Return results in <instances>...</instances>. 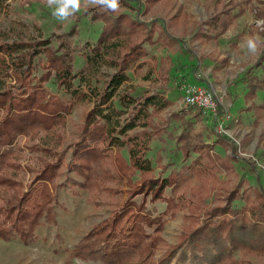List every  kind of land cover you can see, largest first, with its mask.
<instances>
[{
	"label": "trees",
	"instance_id": "trees-1",
	"mask_svg": "<svg viewBox=\"0 0 264 264\" xmlns=\"http://www.w3.org/2000/svg\"><path fill=\"white\" fill-rule=\"evenodd\" d=\"M6 1L0 0V10ZM131 2L120 0L118 12L104 11L99 6L84 8L82 14L88 16L89 22L100 21L102 25L94 42L85 41L79 46L72 43V37L78 34V19L64 34L33 41L8 42L0 32V240H17L26 245L34 241L38 226L55 222L54 190L60 186L57 180L63 173L60 161L52 163L49 157L62 137L65 117L75 106L89 101L91 106L83 114L77 140L72 143L75 162L69 169L81 179L75 183L96 204L104 195H121V189L113 191L107 185L109 180L118 178L114 160L129 186L121 210H113L107 218L93 224L68 251L63 264H74V259L101 264H238L232 257L235 250L264 253V193L258 187L255 200L247 194L241 198L243 206L232 207V202L240 199L237 192L244 184L239 176L229 190L222 189L225 195L220 203H205L209 175H213L214 182L220 180L217 175L221 173L229 174V179L237 177L233 164L239 156L228 138L216 134L212 143L200 139L182 143L180 136L179 147L185 155L192 148L197 156L184 171L180 168L171 169L165 176L154 174L146 152L150 131L156 134L161 130L156 129L152 116L169 102L159 92L132 95L129 90H119L131 79L130 71L144 69L146 79L156 71L161 83L166 84L169 58L149 55L146 45L174 48L179 40L166 33L157 21L147 28ZM232 10L233 7L211 19L212 28L217 27L218 33L240 14ZM210 36L214 38L216 34ZM75 51H80L84 60L77 71ZM164 62L168 65L164 66ZM256 65L264 72V53ZM103 67L112 72L102 73ZM93 77L98 85L91 83ZM8 79L13 83H7ZM50 81L65 93L66 99L47 89L45 84ZM243 83L247 88L244 100H252L257 90L264 89V75L244 77ZM253 106L264 114V102ZM189 111L190 108L183 109L180 116ZM20 135L25 137L22 145ZM215 145L227 151L223 157L214 151ZM121 149L126 150L127 159L119 153ZM159 160L157 156L156 161ZM137 175L138 180H133ZM195 176L202 184L188 190L187 197L182 196L181 189ZM156 202L165 204L158 215L153 214L154 208L147 207ZM184 207L188 216L177 243L167 244L160 236L164 215L172 217ZM200 214L203 217L199 219Z\"/></svg>",
	"mask_w": 264,
	"mask_h": 264
},
{
	"label": "rangeland",
	"instance_id": "rangeland-1",
	"mask_svg": "<svg viewBox=\"0 0 264 264\" xmlns=\"http://www.w3.org/2000/svg\"><path fill=\"white\" fill-rule=\"evenodd\" d=\"M131 1V4L137 7L138 19L146 22L147 28L151 27L150 23L157 21L163 24L162 29L166 33L179 40L178 45L174 44V48L163 49L158 44L146 45L149 55L169 58V81L166 84L161 83V77L156 71L149 76V79H146L144 69L139 72L130 71L131 79L119 90L120 92L129 90L132 95L159 92L169 102L164 109L152 116L156 129L160 127L161 130L156 134L150 131L149 150L146 152V156L155 168L154 174L160 173L165 176L171 169L179 170L180 168L184 171L197 156L196 153H192V148H189L188 155H185L179 147L180 136L183 137L182 143L197 142L199 139L205 143H212L218 134L228 138L236 146L239 160L233 166L237 177L229 179V174L221 173L217 175L220 180L214 182L213 175H209L205 182L208 189L204 196L206 205L220 203L219 201L225 195L222 189L229 190L239 176L243 178L244 184L237 192L240 199L234 200L232 207L243 206L245 202L241 198L247 194L255 200L254 194L257 187L264 193V114L262 115L261 110H257L253 104L264 102V89L257 90L254 99L245 101L243 96L247 88L243 79L250 75H255L257 78L264 75L261 68L256 65V61L264 53V43L261 44L258 55L249 54L242 44L250 36L258 35L264 38V1ZM5 3H8L7 6ZM5 3V7L3 6L0 10V32L8 42L22 39L33 41L47 38L51 34H64L78 19L76 24L78 34L72 37V43L79 46L85 41L94 42L102 25L100 21L89 22L88 16L82 14L85 7H82L69 21L61 22L53 17L54 7H49L47 0H7ZM232 7V12H240V14L223 32L218 33L217 27L212 28L211 19L215 14ZM221 16L225 17V15ZM213 34H216L214 38L210 36ZM208 35L210 38L207 37ZM83 63L80 51H75L74 70L77 71ZM165 65L168 63L164 62ZM101 72L110 73L112 69L103 67ZM7 83H13V80L8 79ZM91 83L98 85L94 77ZM75 84H78L77 80ZM45 85L51 93L58 94L62 99L67 98L62 90L56 89L52 81ZM186 85L206 86L212 91L217 103V109L213 115L208 112L199 111L198 113L194 108L188 107L191 111L183 117L180 116L183 109H188L181 103ZM114 103L118 106L116 99ZM90 106L91 102L85 101L75 106L65 117L61 129L62 137L52 148V156L49 157L52 163L60 161V173H63L57 180V183H61L60 186L54 190L55 222L38 226L34 232V241L26 245L17 240L7 242L0 240V264H63L68 251L79 242L93 224L107 218L113 210H121L127 198L129 184L114 160L113 167L119 179L114 177L107 185L113 191L117 188L121 189L122 193L99 197L98 204L91 202L87 191L77 186L75 182L81 179L69 169L75 162L72 143L77 140V127L82 123L83 114ZM176 114H179V117H175ZM150 129V127L147 128V130ZM19 141L22 145L25 137L20 135ZM214 151L221 157L227 152L219 145L214 146ZM119 153L127 159L125 149H121ZM114 155L115 150L112 151V156ZM157 156H160L158 162ZM26 163L27 159L22 162V165ZM138 178V175L134 176L133 180ZM227 178L229 181L224 182ZM201 184L202 180L199 177L191 178L190 183L181 189L182 196L187 197L188 190ZM166 191L169 194V190ZM147 207L154 208L153 214L158 215L165 209V204L149 203ZM204 212L203 210L200 213ZM187 216L186 207L178 210L172 217L164 215L165 223L160 236L167 244L177 243V237L182 231ZM201 217H203L202 214L199 215V219ZM232 257L238 261V264H264L263 252L240 253L235 250ZM73 263L101 264L98 261L79 259H74Z\"/></svg>",
	"mask_w": 264,
	"mask_h": 264
},
{
	"label": "clouds",
	"instance_id": "clouds-1",
	"mask_svg": "<svg viewBox=\"0 0 264 264\" xmlns=\"http://www.w3.org/2000/svg\"><path fill=\"white\" fill-rule=\"evenodd\" d=\"M49 7H54L52 15L58 21L66 22L74 17L82 7L99 6L104 11L118 12L120 9V0H47ZM264 38L258 35L250 36L245 39L242 46L249 54L258 55Z\"/></svg>",
	"mask_w": 264,
	"mask_h": 264
},
{
	"label": "built area",
	"instance_id": "built-area-1",
	"mask_svg": "<svg viewBox=\"0 0 264 264\" xmlns=\"http://www.w3.org/2000/svg\"><path fill=\"white\" fill-rule=\"evenodd\" d=\"M182 106L185 108H199L203 112L214 114L217 109V103L212 91L201 85H186L181 97Z\"/></svg>",
	"mask_w": 264,
	"mask_h": 264
}]
</instances>
